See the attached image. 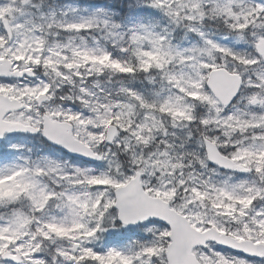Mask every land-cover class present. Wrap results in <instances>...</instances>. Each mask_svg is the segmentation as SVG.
Masks as SVG:
<instances>
[{
  "label": "snow or ice",
  "instance_id": "obj_1",
  "mask_svg": "<svg viewBox=\"0 0 264 264\" xmlns=\"http://www.w3.org/2000/svg\"><path fill=\"white\" fill-rule=\"evenodd\" d=\"M0 264H264V0H0Z\"/></svg>",
  "mask_w": 264,
  "mask_h": 264
}]
</instances>
